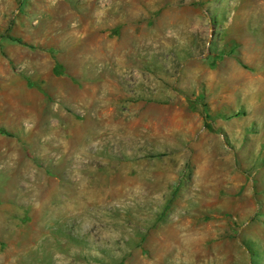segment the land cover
I'll return each mask as SVG.
<instances>
[{
  "label": "rangeland",
  "instance_id": "obj_1",
  "mask_svg": "<svg viewBox=\"0 0 264 264\" xmlns=\"http://www.w3.org/2000/svg\"><path fill=\"white\" fill-rule=\"evenodd\" d=\"M0 264H264V0H0Z\"/></svg>",
  "mask_w": 264,
  "mask_h": 264
},
{
  "label": "trees",
  "instance_id": "obj_2",
  "mask_svg": "<svg viewBox=\"0 0 264 264\" xmlns=\"http://www.w3.org/2000/svg\"><path fill=\"white\" fill-rule=\"evenodd\" d=\"M59 67H57V69H58Z\"/></svg>",
  "mask_w": 264,
  "mask_h": 264
}]
</instances>
